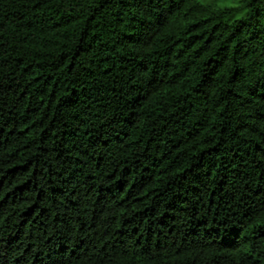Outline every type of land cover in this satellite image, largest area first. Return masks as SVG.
<instances>
[{
	"label": "trees",
	"instance_id": "16d2710c",
	"mask_svg": "<svg viewBox=\"0 0 264 264\" xmlns=\"http://www.w3.org/2000/svg\"><path fill=\"white\" fill-rule=\"evenodd\" d=\"M0 264H264V0H0Z\"/></svg>",
	"mask_w": 264,
	"mask_h": 264
}]
</instances>
